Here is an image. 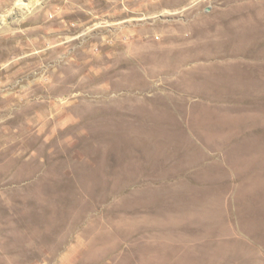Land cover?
Listing matches in <instances>:
<instances>
[{
  "label": "rangeland",
  "instance_id": "1",
  "mask_svg": "<svg viewBox=\"0 0 264 264\" xmlns=\"http://www.w3.org/2000/svg\"><path fill=\"white\" fill-rule=\"evenodd\" d=\"M18 1L0 264H264V0Z\"/></svg>",
  "mask_w": 264,
  "mask_h": 264
},
{
  "label": "bare ground",
  "instance_id": "2",
  "mask_svg": "<svg viewBox=\"0 0 264 264\" xmlns=\"http://www.w3.org/2000/svg\"><path fill=\"white\" fill-rule=\"evenodd\" d=\"M42 0H27L24 2L23 0H19L14 6L12 11H16L21 14V16L27 15L32 11L34 6L38 5L41 3ZM43 2V1H42ZM19 15V14H18ZM4 18L0 20L2 22Z\"/></svg>",
  "mask_w": 264,
  "mask_h": 264
}]
</instances>
